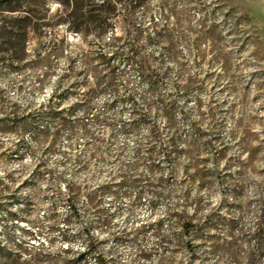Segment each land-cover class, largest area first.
Wrapping results in <instances>:
<instances>
[{
	"label": "rangeland",
	"instance_id": "obj_1",
	"mask_svg": "<svg viewBox=\"0 0 264 264\" xmlns=\"http://www.w3.org/2000/svg\"><path fill=\"white\" fill-rule=\"evenodd\" d=\"M132 13L154 91L122 15L97 37L77 0H0L29 32L0 34V264H264V0Z\"/></svg>",
	"mask_w": 264,
	"mask_h": 264
},
{
	"label": "trees",
	"instance_id": "obj_2",
	"mask_svg": "<svg viewBox=\"0 0 264 264\" xmlns=\"http://www.w3.org/2000/svg\"><path fill=\"white\" fill-rule=\"evenodd\" d=\"M144 1L145 0H77V31L82 34L90 31L97 37L105 36L110 27L113 26V19L122 15L124 23L122 34L118 35L117 32H113L109 37V43L116 46L118 49L122 45L121 41L127 42L129 50L127 55L123 56L121 51H116L113 55H116V57L124 61L134 63L136 59L135 53L139 52L144 47L146 41H149V39L160 40L161 37H163V34L159 30H153L150 37L145 36L143 27L135 24L132 10L141 6ZM118 3H124L125 6L119 8ZM25 25H27V23L23 22V24L18 26L19 30L17 32L9 29L7 26H0V34H7L10 37L9 42L14 46L18 45L20 50L24 52L26 50L25 45L28 41L29 33ZM102 57L105 59L104 63L111 67V75L114 77L116 72L110 64V58H107L106 55ZM135 65L138 68L140 77L148 82L150 89L154 91L156 79L160 72L154 70L149 62L142 59H136ZM95 94L96 92L94 89H90L87 91L86 96L91 98ZM165 108L170 111V104H167ZM151 136L153 140H159L161 143L163 142L162 139L159 138L156 126H153ZM90 198H92V195Z\"/></svg>",
	"mask_w": 264,
	"mask_h": 264
}]
</instances>
